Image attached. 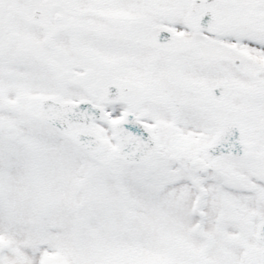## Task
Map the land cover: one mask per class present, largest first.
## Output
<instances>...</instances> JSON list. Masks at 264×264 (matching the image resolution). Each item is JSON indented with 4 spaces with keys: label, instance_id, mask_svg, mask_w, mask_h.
Returning <instances> with one entry per match:
<instances>
[{
    "label": "snow or ice",
    "instance_id": "snow-or-ice-1",
    "mask_svg": "<svg viewBox=\"0 0 264 264\" xmlns=\"http://www.w3.org/2000/svg\"><path fill=\"white\" fill-rule=\"evenodd\" d=\"M0 264H264V0H0Z\"/></svg>",
    "mask_w": 264,
    "mask_h": 264
}]
</instances>
